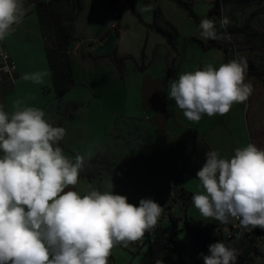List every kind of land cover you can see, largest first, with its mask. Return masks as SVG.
Wrapping results in <instances>:
<instances>
[{
	"label": "crops",
	"instance_id": "0c3cea01",
	"mask_svg": "<svg viewBox=\"0 0 264 264\" xmlns=\"http://www.w3.org/2000/svg\"><path fill=\"white\" fill-rule=\"evenodd\" d=\"M48 1L23 0L27 11L22 23L3 40L17 73L11 79L0 72V106L10 115L18 110L17 101L20 108L42 109L50 123L66 129L59 142L64 155L74 159L79 154L85 162L94 158L101 162V179L79 180L75 190L84 194L91 185L109 191L112 183L113 192L126 196L133 205L139 206L141 199L150 198L165 208L171 202V179L176 181L179 191L191 197L204 191L197 178L183 171L185 148L193 137L202 139L209 150H218L222 158L251 143L245 114L230 110L225 117L203 115L199 123L184 117L175 101L168 98L170 81L178 79L174 75L165 80L170 48L157 30L145 26L152 24L153 13L148 14L151 8L146 12L144 25L130 22L131 9L125 0H81L73 41L67 49L73 85L58 97L36 13V6ZM193 2L195 8L197 0ZM139 8L136 10L140 13ZM115 12L119 17L114 24ZM125 16L129 23H124ZM156 58L159 63L154 67ZM116 61L121 62V71ZM37 72L47 73L43 83L23 79ZM172 215L179 228L185 222L190 227L201 223L220 225L205 220L192 201L183 211L179 206L173 208ZM140 243L139 248L146 246L143 238ZM247 247L248 239L242 238L237 248L238 259L244 255V264H264V232L253 249L246 252ZM133 249L132 245L114 247L109 264H133ZM141 254V264H147L149 249Z\"/></svg>",
	"mask_w": 264,
	"mask_h": 264
},
{
	"label": "clouds",
	"instance_id": "9594fccd",
	"mask_svg": "<svg viewBox=\"0 0 264 264\" xmlns=\"http://www.w3.org/2000/svg\"><path fill=\"white\" fill-rule=\"evenodd\" d=\"M26 11L23 0H0V41ZM229 23L226 16L219 20L220 28ZM199 29L204 39L220 38L211 18ZM246 71L244 58L218 68L207 64L170 81L168 98L190 122L225 115L252 94ZM46 75L23 79L43 83ZM16 105L11 115L0 106V264H109L114 247L128 248L157 227L164 207L153 199L133 205L113 192L112 183L109 191L91 185L84 194L75 190L85 160L64 155L59 142L66 129L50 123L42 109ZM196 175L204 191L192 196V204L205 220L264 229V149L248 143L227 158L209 150ZM209 253L204 264H237L239 256L224 240L209 245Z\"/></svg>",
	"mask_w": 264,
	"mask_h": 264
},
{
	"label": "rangeland",
	"instance_id": "374dc122",
	"mask_svg": "<svg viewBox=\"0 0 264 264\" xmlns=\"http://www.w3.org/2000/svg\"><path fill=\"white\" fill-rule=\"evenodd\" d=\"M125 1L127 5L133 3L134 6L136 5L135 8L140 7V13L138 11L140 20L129 9L130 22L135 20L138 24L144 25L147 20L146 12L151 8L149 15H152L154 11L157 12V19L153 23L154 27L166 30L171 34L172 31L166 25L168 22L178 31L175 49H170L171 56L167 59V69L169 67L172 69V75L169 78L174 77V75L178 78L182 73L195 71L207 64H212L218 68L221 64L233 59L244 58L246 60V82H251L253 91L246 101L233 104V108L230 110L234 114L237 112L239 115L245 114L251 143L264 149V0H197L195 8L193 0H183L192 3V9L199 21L204 18H211L216 21L217 33L220 37L217 40L222 49L206 50L203 49L201 43L205 44L207 39L201 37L200 29L197 28L195 22L173 1L135 0L136 3L133 0ZM216 3L220 5L219 14L214 11ZM211 9L214 13L208 15V11ZM225 16L229 18L230 23L226 28H220L219 20ZM124 23H129L126 16ZM64 24L68 23L65 22ZM158 63L156 58L153 61V66L156 67ZM201 159L199 158L198 162H194L196 163L195 167L200 166ZM190 167L193 166L190 164ZM103 174L101 162L94 158L84 163L79 180H100ZM184 228V226L180 227L183 231ZM183 231L180 232L181 237H184ZM185 248V257H190L188 246L185 245ZM142 252H148V248L142 246L139 249H133L132 254L135 258L133 264H141Z\"/></svg>",
	"mask_w": 264,
	"mask_h": 264
},
{
	"label": "trees",
	"instance_id": "16d2710c",
	"mask_svg": "<svg viewBox=\"0 0 264 264\" xmlns=\"http://www.w3.org/2000/svg\"><path fill=\"white\" fill-rule=\"evenodd\" d=\"M178 7L183 9L187 16L193 20L199 29L200 21L192 9V3L189 1L183 0H171ZM129 7L132 13L135 15L137 19L140 20V15L137 12L133 3H129ZM82 8L81 0H49L47 3H39L36 6V13L38 16L40 29L42 36L45 40L46 46V56L49 64L53 89L55 94L60 97L67 93L69 89L73 85L72 73H71V65L67 55V49L70 43L73 41V33H74V23L75 20L80 13ZM215 13L219 14L220 5L216 3ZM213 8V9H214ZM213 9L208 11V15L213 14ZM157 19V12L153 13V21L151 25L145 24V26L149 29H155L157 32L165 38L171 50L175 49V40L178 36V31L176 28L166 22V25L172 31L169 34L166 30H160L154 27V21ZM67 22L68 24H64ZM203 49H214L219 48L222 49L218 44V40L207 39V42L201 43ZM143 59V54L141 55V60ZM117 68L119 71L122 70L121 62H117ZM172 75V69L169 67L167 69V74L165 77L169 78ZM165 80L163 83V87H165ZM163 97V106L165 104V91L161 92ZM209 151L207 145L203 142L202 139L193 137L191 139L190 145L185 148V156H184V165L183 171L188 173L189 175L197 178V172L202 168L204 163L206 162V152ZM205 157V158H204ZM202 158L201 164L199 167H190L191 162L194 159ZM195 161V160H194ZM179 180V175L177 176ZM198 179V178H197ZM192 201V197L190 194H186L184 206L186 207ZM172 224V236H176L183 229L178 228V221L173 219ZM184 241L185 245L188 246V251L190 257H187L189 264H203L204 259L203 256L209 255V245L214 243L213 238L211 237V229L213 228L212 224L209 223H201L194 227H190L185 222L184 226ZM264 232V229L259 227L255 228L253 231L245 232V239H248V247L247 251L249 252L253 249L254 244L256 243V239ZM203 254V255H201ZM246 260L244 255L240 256L239 262L240 264H244ZM149 264V263H147Z\"/></svg>",
	"mask_w": 264,
	"mask_h": 264
},
{
	"label": "built area",
	"instance_id": "2783aa9c",
	"mask_svg": "<svg viewBox=\"0 0 264 264\" xmlns=\"http://www.w3.org/2000/svg\"><path fill=\"white\" fill-rule=\"evenodd\" d=\"M118 17L119 14L117 12L112 14V21L114 24ZM5 66H7V70H0V72L14 79L17 73V66L11 58L9 51L3 45V41H0V69H4ZM168 186L170 189L171 202L164 208V212L158 221L157 227L152 232H146L143 237L144 244L148 247L150 252L148 263L156 264L157 260H161L163 264H189L188 259L185 257L186 248L184 246V237H181L180 233L174 237L172 236V220L176 219L172 215L173 208L179 206L180 210L183 211L185 208L184 202L186 193L177 189V183L174 179L169 180ZM174 190L181 196L183 199L182 202H178L174 198ZM181 218H183V216H181ZM212 226L211 237L214 243L221 240L225 242L230 241L234 247L238 248V244L241 242L242 238H245V230L238 226V221ZM131 245L133 248H138L141 243L137 241ZM237 264H240L239 259L237 260Z\"/></svg>",
	"mask_w": 264,
	"mask_h": 264
},
{
	"label": "water",
	"instance_id": "95a60500",
	"mask_svg": "<svg viewBox=\"0 0 264 264\" xmlns=\"http://www.w3.org/2000/svg\"><path fill=\"white\" fill-rule=\"evenodd\" d=\"M173 195H174V198L178 201V202H182V198L179 194H177L176 190L173 191Z\"/></svg>",
	"mask_w": 264,
	"mask_h": 264
}]
</instances>
